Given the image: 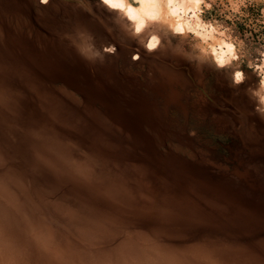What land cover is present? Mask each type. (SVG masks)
Masks as SVG:
<instances>
[{
  "label": "rangeland",
  "instance_id": "1",
  "mask_svg": "<svg viewBox=\"0 0 264 264\" xmlns=\"http://www.w3.org/2000/svg\"><path fill=\"white\" fill-rule=\"evenodd\" d=\"M202 1L201 20L234 45L236 58L223 68L207 42L191 33L170 38L162 21L149 24L159 34L149 54L144 37L95 0H0V58L12 64L0 94L5 105H66L121 170H144L171 203L181 195L213 207L229 221L222 233L228 224L239 239H264V114L245 92L256 79L251 66L264 62V0ZM104 46L117 51L106 55ZM241 66L249 78L233 87Z\"/></svg>",
  "mask_w": 264,
  "mask_h": 264
},
{
  "label": "bare ground",
  "instance_id": "2",
  "mask_svg": "<svg viewBox=\"0 0 264 264\" xmlns=\"http://www.w3.org/2000/svg\"><path fill=\"white\" fill-rule=\"evenodd\" d=\"M202 3H143L137 27L162 21L173 33L194 34L216 66L227 65L234 45L201 20ZM157 46L148 40L145 49ZM10 73L11 62L0 58L1 92ZM1 96L0 264H264V239H239L228 224L222 233L229 221L213 207L181 195L171 203L149 187L144 170H121L74 110L45 100L5 105L9 98Z\"/></svg>",
  "mask_w": 264,
  "mask_h": 264
},
{
  "label": "clouds",
  "instance_id": "3",
  "mask_svg": "<svg viewBox=\"0 0 264 264\" xmlns=\"http://www.w3.org/2000/svg\"><path fill=\"white\" fill-rule=\"evenodd\" d=\"M174 3L176 0H95V3L100 5L104 14L110 20L121 19L126 25L125 31L131 33L134 37L143 36L145 41L155 40L159 38V34H153L149 30V26L146 22L144 29L137 27L139 20L137 16L139 14V7L143 3ZM41 6L47 5L49 0H39ZM95 11V9H94ZM182 36L180 33H171L170 38ZM99 51L104 52L106 55L115 54L117 48L115 46H104ZM146 52L149 54L154 53L156 50L146 48ZM98 55V52L96 53ZM135 59V57H134ZM218 68L225 67L224 65H217ZM250 74L254 76L255 83L249 85L245 89L246 94L250 93V98L253 100L252 110L259 114H264V62H259L251 66ZM249 74L242 70V66L238 67L232 74V86L238 87L248 80Z\"/></svg>",
  "mask_w": 264,
  "mask_h": 264
}]
</instances>
